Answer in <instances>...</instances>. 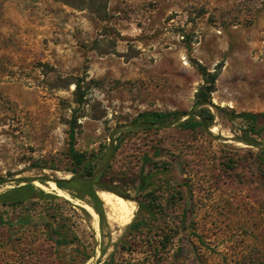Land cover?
Returning <instances> with one entry per match:
<instances>
[{
	"label": "rangeland",
	"instance_id": "obj_1",
	"mask_svg": "<svg viewBox=\"0 0 264 264\" xmlns=\"http://www.w3.org/2000/svg\"><path fill=\"white\" fill-rule=\"evenodd\" d=\"M197 64L218 73L209 130L139 129L200 109ZM231 112L264 113V0H0V200L32 185L0 204V264H264L261 148ZM72 145L92 176L68 171ZM100 191L132 203L128 224Z\"/></svg>",
	"mask_w": 264,
	"mask_h": 264
},
{
	"label": "trees",
	"instance_id": "obj_2",
	"mask_svg": "<svg viewBox=\"0 0 264 264\" xmlns=\"http://www.w3.org/2000/svg\"><path fill=\"white\" fill-rule=\"evenodd\" d=\"M197 68L201 76L204 80V85L201 86L196 95V108H200L199 110L194 109L192 112H167V113H157V112H148L143 113L138 116V118L134 121L135 124L138 125L139 129L143 131H149L156 129L157 127L166 128V126L170 123V121H180L183 117H189L185 120L181 127L183 128H202L205 130H209L211 125L215 120V116L211 113L209 109L201 108L203 106H208L211 104V95L215 91V84L218 79V73H209L204 67L197 64ZM229 115V114H227ZM230 119L235 121L237 119L241 120L244 124L240 128L242 135L237 138L241 143L261 148V153L259 154V158L261 160V165L264 167V113H241L235 114L234 112L230 113ZM73 138V136H72ZM98 155H89L84 152L77 151L74 146L70 147L68 153L69 160V172L75 176H92L95 169V164L97 162ZM47 179L40 180L42 184L47 183ZM54 183L60 189H66L64 186V182L54 181ZM32 185L27 184L21 188H18L13 191V193H19V195H13L5 197L0 200V204L3 206H17L23 204L28 198L26 194L29 189H31ZM43 193V192H42ZM178 195H183L178 192ZM153 206L149 204L145 207V210L149 216L154 215ZM97 213L100 212L97 210ZM19 223L28 224V220H19ZM184 223L188 224V214L186 213L184 216ZM144 225V221H139L135 219L134 222L129 226V230L131 233L139 234L141 232V228ZM55 235L60 237L61 232L59 230H54ZM163 241L162 246L164 249L167 248L169 243H172L173 239L176 237L178 233L177 230L173 228L166 229L162 231ZM106 264H113L112 261H108Z\"/></svg>",
	"mask_w": 264,
	"mask_h": 264
},
{
	"label": "bare ground",
	"instance_id": "obj_3",
	"mask_svg": "<svg viewBox=\"0 0 264 264\" xmlns=\"http://www.w3.org/2000/svg\"><path fill=\"white\" fill-rule=\"evenodd\" d=\"M98 196L108 208L112 220L118 221L120 224H128L131 218H133V211L135 210L131 202L105 191H100ZM85 209L97 217V214L91 207L85 206Z\"/></svg>",
	"mask_w": 264,
	"mask_h": 264
}]
</instances>
